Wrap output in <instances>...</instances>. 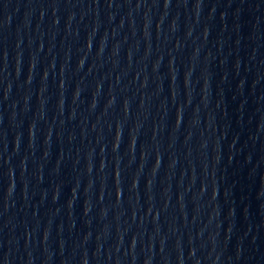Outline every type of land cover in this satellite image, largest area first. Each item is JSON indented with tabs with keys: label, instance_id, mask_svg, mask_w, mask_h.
Returning a JSON list of instances; mask_svg holds the SVG:
<instances>
[{
	"label": "water",
	"instance_id": "95a60500",
	"mask_svg": "<svg viewBox=\"0 0 264 264\" xmlns=\"http://www.w3.org/2000/svg\"><path fill=\"white\" fill-rule=\"evenodd\" d=\"M0 264H264V0H0Z\"/></svg>",
	"mask_w": 264,
	"mask_h": 264
}]
</instances>
